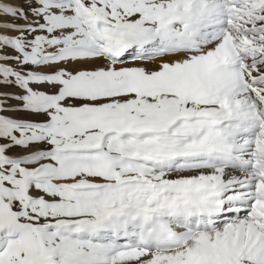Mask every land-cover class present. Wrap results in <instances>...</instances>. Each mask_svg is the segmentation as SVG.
Returning a JSON list of instances; mask_svg holds the SVG:
<instances>
[{"label":"snow or ice","instance_id":"snow-or-ice-1","mask_svg":"<svg viewBox=\"0 0 264 264\" xmlns=\"http://www.w3.org/2000/svg\"><path fill=\"white\" fill-rule=\"evenodd\" d=\"M0 264H264V0H0Z\"/></svg>","mask_w":264,"mask_h":264}]
</instances>
